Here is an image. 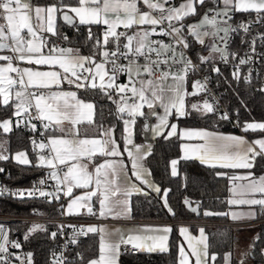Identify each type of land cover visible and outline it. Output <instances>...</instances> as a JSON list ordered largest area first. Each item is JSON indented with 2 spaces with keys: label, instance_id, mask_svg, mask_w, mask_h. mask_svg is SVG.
I'll return each instance as SVG.
<instances>
[{
  "label": "snow or ice",
  "instance_id": "1",
  "mask_svg": "<svg viewBox=\"0 0 264 264\" xmlns=\"http://www.w3.org/2000/svg\"><path fill=\"white\" fill-rule=\"evenodd\" d=\"M213 3L217 7L209 8L199 23L185 25L180 22L186 17L198 15L196 4L204 5L205 0H184L179 7L171 5L170 0H76L75 3H64V0H59L57 4L44 7L33 6L29 0H0V52L12 53L0 55V61L5 62L0 65V103L15 108L13 115L20 118L17 124L25 122L26 126L36 131L37 126L32 120L41 121L44 128V132L40 133L41 136H44L49 128L63 133V136L49 137L47 143L32 141L34 148L49 150L47 155L37 153L35 166L52 170L47 173V177L56 182V190L47 192L34 186L29 190L12 192L11 195L23 199L25 196L35 198L38 193L39 197L59 200L58 193L63 192L64 197L71 198L67 204V214H79V209L86 208L89 215H95L93 197H96L100 206L98 218H107L109 215L113 219L130 218L131 207L127 197L140 192L141 189L131 181L123 161L106 159L102 163L94 164L92 160L95 155L111 158L123 156L117 141L113 138L114 129L110 128L99 133L100 137L106 139L79 138L77 125L85 120L89 123L93 122L95 105L81 100L75 91L51 90L54 86L60 89L63 83L86 92L99 89L103 96L116 104L117 118L123 121V151L127 152L131 164V177L140 184L151 187L157 193H160L161 189L147 179L150 172L143 164L152 150L150 147L133 144V126L137 123L138 117H156L158 123L154 126H150L147 121L144 124V130H150L154 136L163 135L165 139L178 136L181 140L203 141L198 144L182 145L184 160L199 159L201 164L213 168H252L256 157L264 155V138L255 139L249 144L243 137L225 136L202 130H180L177 124L169 121V117L173 114L177 118L189 115L185 105L186 95L207 92V77L203 83L201 81L193 83L192 93H187L184 89L183 82L186 81L189 72L199 69V65L188 58L186 51L178 50L180 46L184 50L190 48L187 37L182 31L185 27L188 35L208 49V56L197 54L200 64H206L216 58L228 64L231 57L233 61L238 60L233 68V80L237 83L242 81L244 84H251V69L248 75L242 76L241 66L253 62L256 42L257 40L264 42V33L258 32L251 41H246L245 37L250 33L253 23L264 25V0H213ZM221 3L222 8L219 7ZM141 4L148 11H142ZM233 12H253L255 21L250 19L233 26L229 23ZM58 13L69 25L75 26L78 19L79 25L88 26L86 43L92 42L91 55H82L79 48L60 47L39 35L37 28L53 36L59 35L55 25ZM165 23L166 28L162 27ZM92 25L106 26L102 39L93 34L90 27ZM134 26L150 27H140L131 35L127 31H117L120 27L127 30ZM24 30L27 32L26 36L22 35ZM237 31L245 34L241 37V42L248 43L251 54L246 52L244 56L238 57L236 52L228 50L231 34ZM221 33L223 35H220ZM153 36H166L170 40L166 43L162 39H151ZM208 36L214 38L211 45L205 44L204 37ZM122 37L126 43L121 45ZM63 39L68 40V37L64 36ZM217 40L221 43H217ZM110 42L115 44L114 49L108 48ZM45 48L47 53L44 51ZM153 53L155 58L152 56ZM98 56L99 60H97ZM261 56H264V53H261ZM140 58H143V64L139 62ZM120 59L126 60L127 64L118 63ZM14 62L48 66L50 70L20 67L19 63ZM109 64L110 69L107 67ZM175 65L180 67L175 68ZM56 67L59 71L55 70ZM211 70L220 74V69L215 65ZM119 74H126L128 83L118 84L116 81ZM258 91L264 93V82L261 83ZM112 92H115V97ZM145 107L149 110L148 113L142 111ZM32 108L35 109V114L29 111ZM157 108L163 109V114L158 113ZM191 108L202 115L217 113V108L207 99L202 105L192 104ZM219 117L221 120H226L229 119V114L225 112L219 114ZM65 122L72 126V130L67 132L64 130ZM11 125V119L0 121V129L5 133L11 130ZM164 129H169L166 135ZM242 131L264 133V122H245ZM129 145H132L134 151L129 150ZM253 145L258 146L259 151H256ZM14 158L19 164L32 163L23 151L16 153ZM7 159L8 156L0 153V160ZM84 159L89 163H82ZM177 163L175 159L171 161L173 176L177 175ZM89 164H93L94 173L88 170ZM59 166H64L67 170L64 171ZM2 171L3 169H0V172ZM217 175L226 176L227 173H217ZM229 179L233 182L231 192L234 197L228 201L229 205L259 206L260 212L264 213V176L253 178L252 173H248L247 176L232 175ZM121 180L123 183L120 182ZM237 180H247V183H234ZM39 183L43 185L45 180L42 179ZM74 189L85 191L74 196ZM7 191L6 188H0V194ZM168 191V189L163 190L164 207L175 215L168 204ZM257 193L261 194L259 198L256 197ZM184 203L189 206L190 211H197V208L191 207L187 199ZM203 214L229 215V213H214L207 210ZM255 216V209L243 213H231L233 220L242 217L254 219ZM63 229L64 225H60L58 231L50 233V237L55 240L58 235L63 234ZM178 230L187 242V249L181 243L177 264H192V258H195V264H208L209 243L205 230L199 229L198 238L191 236L187 227L180 226ZM37 231H47V229L43 225L33 224L25 233V240ZM172 231L170 226H144L138 232L130 231L125 237L120 229H115L114 234L118 239L112 241L106 238L108 233L105 227L90 225L77 229L73 226V235L69 242L77 244L78 236L100 233L99 256L90 259L87 264H117L122 245H131L132 249L140 251L168 252L167 234ZM9 244L13 248L21 247L18 242L9 240L8 232L3 225H0V254L11 255L8 253ZM253 246H250V249ZM64 247L67 248V243ZM251 254V250L242 253L239 264H245V259ZM8 255L0 256V264H11ZM25 255L26 264H33V254L29 252ZM77 255L83 261L82 255L80 253ZM261 255H264V249H261ZM15 259L20 261V264H25V259L21 256L17 255ZM216 259V255L211 254L213 264ZM224 259L225 264H231V253L225 254ZM51 264H67L66 257L62 252L59 255L53 253Z\"/></svg>",
  "mask_w": 264,
  "mask_h": 264
},
{
  "label": "trees",
  "instance_id": "2",
  "mask_svg": "<svg viewBox=\"0 0 264 264\" xmlns=\"http://www.w3.org/2000/svg\"><path fill=\"white\" fill-rule=\"evenodd\" d=\"M34 4H57L59 0H31ZM182 0H172L176 5ZM76 0H64V3H75ZM211 5V0H205L204 5L196 4L198 12L204 6L207 8ZM59 15V13H58ZM197 15L186 17L183 21L188 23L195 20ZM58 36L49 38V41L57 40L60 44H65L70 48L80 49V53L91 52V43H86L88 26L76 24L75 26L67 25L58 21ZM93 34L100 36V29L92 25ZM263 32V25L260 26ZM67 36L68 40L63 37ZM190 44L188 49L194 59H198L201 46L197 45L192 38L186 36ZM264 53V42L261 47ZM262 68L257 75L251 79V84H244L242 81L237 83L233 80V70L228 67L220 68V74H214L216 81V89L220 95L221 103L229 113V119L221 120L219 117V109L217 113H207L202 115L191 108L190 100L186 99V110L189 115L185 117L175 118L178 126H198L214 131L237 132L239 127L246 121H263L264 122V93L258 91L262 82H264V56L261 59ZM186 85L189 88V81L193 78V74L189 73ZM121 80L118 75L117 81ZM77 96L89 100L94 103V114L92 123L83 124L79 128V132L84 135H99L106 127L114 129L113 138L117 141L119 147H122V120L118 119L116 104L107 97L103 96L99 89L88 90L77 89ZM115 97V92H112ZM11 117L10 106H4L0 103V119L3 117ZM12 129L7 133L0 132L2 142L1 153L8 156L7 160H0V164L9 170L14 183H27L31 178L42 176V167H36L37 152L33 149L32 141L37 143L44 141L45 136L55 133L51 128L48 132L41 136L38 129L33 131L31 127L21 128L14 124ZM33 122V121H32ZM144 119L137 118L134 125L133 138L136 143L141 141V131L144 126ZM235 123V126L232 124ZM35 124V123H34ZM36 125V124H35ZM247 137L264 135L260 132H244ZM151 155L144 161V166L150 172L151 180L162 190L168 189V204L173 209L175 215L168 212L164 207L161 199V192L157 193L147 190L145 193L132 194L130 196V216L132 219L139 220H211L224 221V215L205 216V210L214 213H221L227 209L226 196L228 178L224 175H217L219 169L205 166L196 160L178 159L177 175L172 176L169 172V162L171 159L179 157V139L177 136L165 139L163 135L155 137L151 140ZM21 150L26 153L32 162L29 165H21L11 161V155L14 151ZM103 156H96L101 159ZM264 166V161L257 156L254 161L253 171L256 173ZM187 199L191 205H197V215L187 210L183 201ZM55 202L53 199L52 203ZM94 208L96 207V199H93ZM42 208L47 213H52L51 205L46 202L31 199H16L0 196V213L12 215H24L29 208ZM264 215L260 213L259 216ZM47 231H37L25 240V233L28 232L29 226L26 224L10 225L11 236L20 241L22 247L29 250L33 255V264H44L49 249L53 246L54 241L50 237L53 225H43ZM173 231L169 234V251L168 252H137L124 253L118 257V264H176V253L179 236L175 224L171 225ZM205 233L208 237L209 256L215 254L217 259L214 264H222L224 255L230 253L233 249L235 241V230L231 226L215 225L205 226ZM254 245V246H253ZM251 252L249 257L252 264H264V255H261V249H264V221L256 224V236L251 240ZM75 248L80 250L83 261L74 264H83L86 260L94 257L97 252V240L95 234L89 233L81 240ZM209 263V262H208ZM209 264H213L210 261ZM231 264H239V262L231 256Z\"/></svg>",
  "mask_w": 264,
  "mask_h": 264
},
{
  "label": "built area",
  "instance_id": "3",
  "mask_svg": "<svg viewBox=\"0 0 264 264\" xmlns=\"http://www.w3.org/2000/svg\"><path fill=\"white\" fill-rule=\"evenodd\" d=\"M215 7H217V5L213 3V0H211V5L205 10V12H207L209 8H215ZM154 15H159V14L154 13ZM209 15H211V13H209ZM231 15H232V20H230L229 23L233 24V26H235L236 24H239L241 22H247L250 19L255 21V13H253V12H247V13H245V12H233V13H231ZM180 23H182V22H180ZM260 26H262V25L253 23L251 30H250V33L245 37L246 41H251V39L254 36H256V34L258 32L264 33L261 31ZM162 27L166 28L167 24L165 23L164 25H162ZM157 31H159V28L157 29ZM182 31H183V34L185 35L184 29ZM220 35H223V33H221ZM242 36H245V34L242 31H237V32L232 33L231 38H230V43L228 45V50L230 52H236L238 54V57L244 56L246 52L250 53L248 43L247 42H245V43L241 42ZM151 39H154V40L162 39L166 43L169 42V40H170V38L166 37V36H164V37L153 36V37H151ZM213 40H214V38L211 37V43L213 42ZM216 42L221 43L218 40ZM53 43L56 45L60 44L58 41H54ZM262 44H263L262 41L257 40V42H256V53L253 57V62H251L247 65L241 66V75L242 76L248 75L249 69H251V77H253L254 75H257L259 73V70L262 68V61H261V59L263 57V56H261V53H263L261 51ZM112 49H114V48H112ZM178 50L186 51L188 58H190L194 64L199 65V69L197 71L189 72V73L193 74L195 81H201L203 83V82H205V77H207V82H206L207 92H200L202 94V96L204 97V99H207L217 109H219L221 114L227 112L221 103L220 95L218 93V90L216 89V81L214 80L215 72H213L211 69H212V66L215 65L219 69L222 67H228V68L233 70L234 65L236 63H238V60L233 61L230 57L229 63L225 64L217 58L215 60L209 61L206 64H200V61L194 59L193 56L190 54L188 49L184 50L182 48V46H180ZM161 52L163 53V50H161ZM8 55H11V54H8ZM85 55L86 56L91 55V53H85ZM152 56H153V58H155V53H153ZM139 62L141 64H143L144 63L143 58H140ZM118 63L127 64V61L120 59V60H118ZM169 63H171V61H169ZM107 67L110 69L111 65L109 64ZM179 67H180V65H175V68H179ZM29 111H31L33 114H35L34 108L30 109ZM19 119L20 118H18V117L14 119L15 125L23 128V129L29 127V126H26L25 122H20L19 124H17V121ZM32 121H33L32 123L33 124L35 123L41 132H44V128L41 124V121H39V120H32ZM232 124L235 126L234 122H232ZM49 130H50V128H49ZM33 149L41 155H47L48 151H49L48 149H44V150L37 149V148H34V146H33ZM262 158L264 161V155H262ZM61 168H63V167H61ZM0 169H3V171L0 172V188H6L8 190L7 192L0 194L1 197L21 199L17 196L11 195V193L16 192L18 190H29V189H32L34 186L37 189L42 188L44 191H47V192H54L56 190V183L50 177H47V173L50 172V169H48V168L42 167V169H41L42 170V176L36 177L35 179L31 178L27 183H14L13 182L14 180L12 179L9 170L4 168L1 164H0ZM42 179L45 180V184H43V185H41L39 183ZM58 195L60 196V199L55 200L54 203H52L53 199L45 198V197H39L38 193H37V196L35 198H29V197L25 196V198H23V199H31V200L33 199V200L49 203L51 205L50 209H51L52 213H47L42 208H32V207L29 208L27 213L24 215H12V214H7V213H0V225H3L5 227L6 231L8 232L9 240L10 241H16L20 245H21L20 241L17 239H14L11 236L10 225L26 224L27 226H29V228L33 224L53 225L52 232L58 231L59 226L64 225L63 234L58 235L57 238L55 239L53 246L49 249V251L47 253V258H46L44 264H51V260L53 259V253H56V255H59L61 252L63 253L64 257H66L67 264H74L75 262H78L81 260L80 256L77 255V253L81 254V252H80V250L75 248V245H77L81 240H83L86 237V235L78 236L77 237V241H78L77 244H71L69 241L73 235V226H75V228L79 229L81 226H85V227L90 226L91 223H95L98 220H97V218H95L93 216H88L87 214H67V213H65L64 209L61 207L62 205L64 206V197L62 196L61 192L58 193ZM50 199H51V202H49ZM199 221H201V220H199ZM263 221H264V215L259 216L256 219L249 221L246 224L256 225V224L263 222ZM193 222H194V224L201 223L198 221H196V222L193 221ZM193 222H190V223L193 224ZM204 224H207V226H215V225L229 226V225H227V223H217L214 221L204 222ZM230 224H233V223H230ZM235 225L237 226L239 224H234V226ZM66 243H67V248L64 247V245ZM29 252L30 251L24 249L22 247V245L20 248L17 249V248L11 247V244H9L8 245V253H10L11 255L0 254V256L8 255V259L11 261V264H20V261L15 259V257L17 255H19L25 259V264H26L27 257L25 254L29 253ZM137 252H139V251L136 249H132V247H129L128 245H122L121 249H120V254L137 253ZM32 260H33V257H32Z\"/></svg>",
  "mask_w": 264,
  "mask_h": 264
},
{
  "label": "crops",
  "instance_id": "4",
  "mask_svg": "<svg viewBox=\"0 0 264 264\" xmlns=\"http://www.w3.org/2000/svg\"><path fill=\"white\" fill-rule=\"evenodd\" d=\"M29 2L33 5V6H48V5H51V4H48V5H42V4H34L31 0H29ZM181 2V1H180ZM184 0L181 2L183 3ZM170 4L171 5H174L172 0H170ZM141 7V10L142 11H148V9L146 7H144L142 4L140 5ZM219 7H223L222 3L219 4ZM207 9V8H206ZM205 9V10H206ZM205 13V11H204ZM70 15H72L71 13H69ZM154 15V13H153ZM60 20V17L59 15L57 14L56 16V19H55V25H56V29L59 28V25H58V21ZM61 21V20H60ZM62 22V21H61ZM183 24L185 25H189L191 24L190 22L188 23H184V21H181ZM64 23V22H62ZM65 24V23H64ZM76 24H79L78 22V19L76 20ZM45 28H46V23H45ZM97 26L99 29H100V37L102 39V33L103 31L105 30V27L104 25H95ZM140 27H149V26H134L132 29H124L123 27H120L117 29L118 32H123V31H127L129 35L135 33L136 31L139 30ZM37 32L39 33V35L45 37L47 40L49 38H54L53 35H51L50 33H47L46 31L44 32H41L39 30V28L36 29ZM211 30V29H209ZM184 31H185V36H189V38H192L194 40V42L201 46L200 48V51H199V54L200 55H203V56H208L209 55V52H208V49L199 44L194 37L188 35L187 33V28L185 27L184 28ZM263 32H264V25H263ZM22 35H27V32L26 30H24L22 32ZM207 38H209V43L211 45V36H208V37H204V40ZM54 41H57V40H54ZM54 41H50V42H54ZM59 42V41H58ZM60 43V42H59ZM123 43H126V41L124 40V38L122 37L121 38V45ZM206 44V42H205ZM60 47H65V48H69V46L65 45V44H59ZM135 46V45H134ZM108 48L109 49H112V48H115V44L114 43H109L108 45ZM123 51V48L121 49ZM45 53H47V48L44 49ZM85 53H91V52H83L81 53L82 55H85ZM8 54H12L10 52H7V51H4V52H0V55H8ZM100 57L98 56L97 57V60H99ZM217 59V58H216ZM215 60V59H213ZM5 62L3 61H0V65L4 64ZM14 63H19L20 64V67H32V68H37L39 67L40 70H50L48 66H36V65H26V64H23L22 62H14ZM55 70H58V67L55 68ZM121 76V80L120 81H116L118 84H125V83H128V77L126 74H119ZM189 76V75H188ZM187 76V77H188ZM194 80V77L192 79H190L189 81V88H187V85H186V81H187V78H186V81L183 82L184 84V89L187 93H189L191 87V81ZM52 91H58V90H65V91H77V89L74 87V86H70L69 84L67 83H63L60 85V89H56L55 86L53 87V89H51ZM202 94L201 93H198L197 95H186L185 97V105H186V99L190 100V105L192 104H201L200 103V99L202 98ZM80 98V97H79ZM204 98V97H203ZM81 100L85 101V102H91L89 100H85V99H82L80 98ZM14 103V101H13ZM2 104V103H1ZM3 105V104H2ZM10 110H11V117H13L14 119L17 118L16 116L14 117L13 116V112L15 111V108L10 106ZM143 112L145 113H148V109L147 107H145L144 109H142ZM156 111L160 114H163V109L161 108H157ZM174 111V110H173ZM94 114V112H93ZM11 117H9L11 119ZM125 118H128L125 116ZM144 119V121H147V123L150 125V126H154L155 124L158 123V120L156 119L155 116H147V117H142ZM175 118H177L174 114L172 116L169 117V121L170 123H175ZM93 119V117H92ZM246 122H253V121H246ZM255 122H263V121H255ZM89 122L87 120L83 121L82 123H80L79 125H77V128L79 129L81 125L83 124H88ZM145 124V122H144ZM245 122L239 127V130L237 132H223V131H214V130H210V129H207V128H203V127H198V126H178V128L180 130H202V131H208V132H213V133H218V134H222V135H225V136H237V137H243L249 144L252 143V141H254L255 139H261V138H264V135H258V136H253V137H247L245 134H244V131H242L243 129V126H244ZM55 127V126H53ZM123 121H122V132H123ZM63 128L64 130L67 132L69 130H72V126L68 123V122H65L63 124ZM111 127H106L104 128L102 131H107L108 129H110ZM52 129V128H51ZM112 129V128H111ZM133 129H134V126H133ZM169 129H164V134L166 135L167 131ZM74 131V130H73ZM251 132V131H249ZM51 136H63V133L59 132V131H55V133H52V134H49L47 136H45V139L43 142L47 143V139ZM161 136V135H159ZM99 138V139H106V137H100L99 135H84L82 133L79 132V138L83 139V138ZM155 137H158V136H154L152 134V132L149 130V131H145L144 130V126L142 128V131H141V141L136 143L134 141V138L132 137L133 139V144L137 145V146H144V147H150V143H151V140ZM178 137V136H177ZM179 157L178 158H174L175 160H178V159H182V156H183V152H182V145H190V144H198V143H203V141H199V140H181L179 137ZM123 141V139H122ZM123 146L122 147H119L120 150L123 152V156L122 157H116V158H111V157H102L101 159H97L96 156H99V155H95L92 157V160H93V163L94 164H99V163H102L104 162L106 159H117V160H122L124 165H125V168L126 170L128 171V175L131 179V181L133 183H135L137 185V187H139L141 189L140 192L138 193H145L147 190H152L151 187L147 186V185H143V184H140L139 181H136L134 177H131V164H130V161H129V158H128V155H127V152H124L123 149H124V142L122 144ZM129 150H132L134 151V149L132 148V145H129ZM253 147L256 148V151H259V148L258 146H255L253 145ZM39 149V148H37ZM47 149V148H46ZM15 154L14 152L12 153L11 155V161L14 162V163H17L16 160H15ZM262 160V155L259 156ZM173 159L170 160L169 162V172L170 174L172 175V171H171V161ZM190 160H196L197 162L200 163L199 159H190ZM82 163H85V164H88V160L87 159H84L82 160ZM19 164V163H18ZM21 165H24V164H21ZM205 166H208V167H211L209 165H206V164H203ZM59 167H63V170L66 171L67 168L64 167V166H59ZM146 167V166H145ZM147 168V167H146ZM217 169L220 170L219 173H227V178H228V185H227V196H226V203H227V209L224 211V212H221V213H229V215L225 216L226 217V220L224 221H214V222H217V223H227V225L231 226L234 230H235V241H238L240 240L241 238H243V236L245 235V232H248L250 234H252V232L254 233V230L256 231V225H249V224H246L248 223L249 221H252L254 219H256L257 217H259L260 215V210H259V206H248V205H229L228 201L230 199H233V195H232V192H231V188H232V185H233V182L229 179V177H231L232 175H237V176H247L248 173H252L253 175V178H259L261 176H264V166L261 170H259L258 172H254L253 171V167L250 168V169H225V168H219V167H215ZM88 170L90 172H93L94 173V167H93V164H89V167H88ZM148 170V169H147ZM50 171H52L50 169ZM173 176V175H172ZM147 179H149L151 181L152 184H154L151 180V177L148 176ZM53 180V179H52ZM54 181V180H53ZM55 182V181H54ZM121 183H123V180L120 181ZM56 183V182H55ZM234 183L236 184H244V183H247V180H237L235 181ZM155 186H157L156 184H154ZM95 185L93 184V187ZM165 190V189H164ZM85 190L84 189H74L73 190V195H80L84 192ZM153 191V190H152ZM138 193H133V194H138ZM62 196H63V192H61ZM261 196V194L257 193L256 194V197L259 198ZM64 197V196H63ZM235 198H239V197H235ZM70 197H64V211L65 213H67V204L69 203L70 201ZM94 199V197H93ZM96 199V207L94 208V205H93V208H94V212H95V215H89L87 213V210L86 208H82V209H79V214H87L88 216H93L95 218H97V222L95 223H91L90 225H95V226H100V227H105L106 229L110 228V226H112V231H115V229H120V231H122L125 235V237L129 234V232H138L140 231L144 226H170L175 224L176 226V230H177V233H178V236H179V241H178V244H177V253H176V264H177V261H178V249H179V246L181 245V243H183L185 249H187V242L184 240V237L180 235L179 233V227L180 226H184V227H187L189 229V234L193 237H196L198 238L199 237V229L200 228H203L205 226H207V224H204V222H208V221H211V220H204V221H199V220H180V221H167V220H139V219H132L131 216L130 218H120V219H113L111 215H109L107 218H98L99 217V202L97 200V198L95 197ZM128 201H129V204H130V197H127ZM161 199H162V202L164 203V199H163V190L161 192ZM252 209H255L256 211V216L254 219H250V218H247V217H242L240 219H236V220H233L231 218V213L232 212H236V213H243V212H248ZM75 214V213H73ZM193 221H198V222H201V223H196L194 224ZM190 222H193V224H191ZM230 223H233V224H230ZM234 224H239V225H235ZM109 231V230H108ZM92 234H95L96 236V240H97V252H96V255L90 259H93V258H97L99 256V243H100V233H92ZM144 234H147V233H144ZM170 234V233H169ZM169 234L168 237H169ZM206 234V233H205ZM256 234V232H255ZM107 238V237H106ZM108 239V238H107ZM116 239H118V236H116V238H110L109 240H112V241H115ZM169 240V239H168ZM242 240V239H241ZM240 240V243H242V241ZM234 243H233V248H234ZM129 247H131V245H128ZM139 252H147V251H140L138 250ZM231 253V256L233 258L236 259L235 257V254H233V249L232 251L230 252ZM227 254V253H226ZM225 257V255H224ZM90 259L86 260L83 264H86ZM237 260V259H236ZM211 261V256L208 257V262L210 263ZM223 262H224V258H223ZM222 262V264H223ZM208 263V264H209ZM117 264H118V258H117ZM192 264H195V258H192Z\"/></svg>",
  "mask_w": 264,
  "mask_h": 264
},
{
  "label": "rangeland",
  "instance_id": "5",
  "mask_svg": "<svg viewBox=\"0 0 264 264\" xmlns=\"http://www.w3.org/2000/svg\"><path fill=\"white\" fill-rule=\"evenodd\" d=\"M183 1V0H182ZM181 1V2H182ZM181 2H178L176 5H173V6H175V7H179L180 6V4H181ZM223 5V4H222ZM207 8V6H204L203 7V9L200 11V12H198V15H197V18L195 19V20H192V22H190L191 24H197V23H199V21L201 20V18H202V16L204 15V11H205V9ZM205 27H207V26H205ZM210 31V30H209ZM205 42H206V45H210V43H209V38H207V40L205 39ZM194 82H196V81H194V80H192L191 81V85H190V87H191V89H190V91H189V93H192L193 91H194V89H193V83ZM205 99L202 97L201 99H200V105H202L203 104V101H204ZM14 116V115H13ZM10 117V116H9ZM9 117H3V118H1L0 119V121H2V120H4V119H10ZM15 117V116H14ZM12 121V120H11ZM15 124V123H14ZM12 125H13V122H12ZM11 125V129H12V126ZM0 132L1 133H5L4 131H3V129H0ZM0 145H2V142H1V139H0ZM18 152H21V150H17V151H14V154L16 155V153H18ZM24 152V151H23ZM0 153H1V148H0ZM256 228V227H255ZM110 229H112V226H110V228H108V229H106V231H107V233H108V235H107V238L108 239H110V238H116V234H114L115 233V231H112V230H110ZM109 230V231H108ZM255 230H254V233L252 232V234H250V233H248V232H245V235L243 236V238H241L240 240L242 241V243H240V240H238V241H236L235 243H234V248H233V254H235V257H236V259H237V261L239 262L240 261V259H241V254L242 253H245V252H248L249 251V249H250V246H251V240L256 236V234H255ZM87 264V263H86ZM223 264H225V259H224V262H223ZM245 264H252V262H251V260L249 259V257H247L246 259H245Z\"/></svg>",
  "mask_w": 264,
  "mask_h": 264
},
{
  "label": "water",
  "instance_id": "6",
  "mask_svg": "<svg viewBox=\"0 0 264 264\" xmlns=\"http://www.w3.org/2000/svg\"><path fill=\"white\" fill-rule=\"evenodd\" d=\"M59 17H60V20L62 21V22H64L65 24H67L64 20H63V16L61 15V14H59ZM67 25H69V24H67ZM219 113H220V111H219ZM185 201V200H184ZM184 201H183V203H184ZM184 206H185V208L187 209V210H189V206L188 205H186L185 203H184ZM191 207H194V208H197V205H191ZM190 211V210H189ZM191 212H193V211H191ZM193 213H195V215H197V211L196 212H193Z\"/></svg>",
  "mask_w": 264,
  "mask_h": 264
}]
</instances>
